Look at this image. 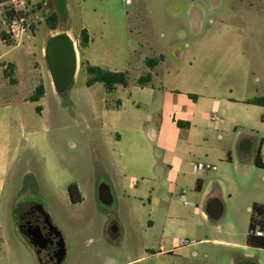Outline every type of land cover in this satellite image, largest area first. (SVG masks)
Masks as SVG:
<instances>
[{"label":"crops","instance_id":"1","mask_svg":"<svg viewBox=\"0 0 264 264\" xmlns=\"http://www.w3.org/2000/svg\"><path fill=\"white\" fill-rule=\"evenodd\" d=\"M7 1L0 0V4ZM23 1L30 7L50 5V15L55 14L57 19L54 29L49 33L44 32L43 42L35 43L28 49L29 62L24 63L14 56L5 58V53L0 52V210L8 205L12 212L20 201L24 179L31 172L35 183L27 196L29 199H42L45 207L50 204L45 199L50 198H60L69 205L78 206L87 194L85 186L97 195L98 183L105 180L111 187L114 201L116 195L122 198L126 196L130 202L146 201L150 212L157 214L160 213L159 205L163 200L175 198L180 201L178 195L182 189H186V199L192 203L189 206L193 208L194 214L206 219L205 204L209 198L216 197L222 204L223 212L229 208L235 220L225 227L219 222L187 226L185 230L189 235L186 239L193 240L188 246L165 240L164 243L154 244L156 248L145 246L139 257L125 261L110 257L106 264H134L160 258L177 259L181 264H244L251 258L255 264H264V248L246 244L251 205L256 202L243 210L231 195L225 201L221 190L208 191L203 172L194 173L191 170L192 163L201 161L198 156L206 148L205 134L211 125L217 130L230 127L243 130H239L231 142L235 151H247L242 149L243 139L261 141L260 148L264 146V135L253 133L252 130L256 127L255 117L264 113V106L245 103L253 97H264V87L259 89L253 85L252 81L256 83L257 78L249 69L250 61L243 52L244 36L239 28L226 25L222 20L215 21L213 26L209 23L206 27L209 35L214 31L227 35L230 33L231 39L224 41L227 47L225 52L236 54L234 63L228 64L233 90L228 88V93L219 97L208 93V79L196 77L190 66L182 73L180 70L178 73L171 70L169 58L163 52L157 53L163 58L154 68H146L144 59L157 56L141 58L134 55L130 47L131 30L126 15L115 12L112 7L102 6L101 0H76L80 4L77 10L80 23L75 34H72L73 30L71 32L69 26L74 16L71 7L74 0ZM57 23L63 26L58 28ZM82 29L86 30L89 38L84 48L79 45ZM63 30L74 42L76 73L80 70L84 73V87L81 91H73L75 109L68 111L72 114L73 128L63 126L68 116L64 115L68 109L64 104L68 99H62L55 92L43 56L47 38ZM117 30L120 32L122 54L119 58L109 59L111 49L108 40L117 34ZM28 38L29 43L35 40V32L30 33ZM0 44L4 46L2 41ZM18 46L20 44L15 43L9 48ZM174 53L180 57V52ZM84 63L109 71H127L128 84L116 85L110 93L100 82L87 86ZM145 73H150V83L140 86L136 79ZM194 79L200 81L198 87L193 86ZM40 85L43 87L42 96L36 101L30 100ZM226 85L230 86L228 83ZM72 89L73 83L67 94ZM79 92L82 96L77 95ZM190 95L195 98L191 99ZM82 98L91 109V119L80 111ZM218 110L221 111L220 120L211 123V113ZM66 130H72L75 137L79 136L81 143L85 142L90 147L93 155L92 171L82 166L78 154L81 150H74L69 157L64 152L61 142ZM217 150V162L226 170L232 158L225 150ZM251 157V161L243 157L236 162L241 167L254 168ZM137 181L153 184H149L147 192L142 194L127 192L137 191ZM72 183L77 185L82 196V201L77 204L69 201L66 192L67 186ZM138 189L137 193L141 192ZM256 204L264 205L262 202ZM117 225L118 235H121L123 226L120 222ZM117 241H122L121 236L118 240L113 239L112 243ZM2 260L0 256V262Z\"/></svg>","mask_w":264,"mask_h":264},{"label":"rangeland","instance_id":"2","mask_svg":"<svg viewBox=\"0 0 264 264\" xmlns=\"http://www.w3.org/2000/svg\"><path fill=\"white\" fill-rule=\"evenodd\" d=\"M102 6L112 7L115 12H122L126 15V21L130 27V47L141 58L146 56H159V51L169 58V66L175 73H180L190 66L196 77L208 79L210 87L209 94L223 97L228 93V88L233 90L229 78L228 64L234 63L235 55L225 52L224 41L231 39V34L213 32L207 33V25H214L215 21L222 20L226 25L236 26L244 36L243 52L249 59V69L255 73L257 88L264 87V0H101ZM81 2V1H80ZM83 4V3H82ZM79 2L74 0L71 7L74 16L70 21L72 34H75L79 21ZM22 10L29 22L30 33L35 32V40L30 41V33L23 37L16 48H9L16 42L11 40V45L0 44V52L5 53V58L17 57L24 63L30 61L27 51L33 44L43 42L44 32L51 30L46 20L50 16L51 6H27L24 3ZM190 22V23H189ZM192 22V23H191ZM68 24V23H67ZM58 28L61 24L57 23ZM194 27V29H193ZM194 30V31H192ZM238 30V31H239ZM4 31V29H1ZM108 40L110 50L109 59L119 58L122 54L120 32ZM127 42V39H126ZM127 46V44L125 45ZM129 46V44H128ZM175 52H180V57ZM178 54V53H177ZM235 56V57H234ZM45 60V59H44ZM84 73L82 70L76 73L71 93L66 95L68 102V115L63 122L66 128H73L72 114L68 112L74 108V89L81 91L84 87L82 81ZM230 86H227L226 84ZM199 80L194 79L193 86L198 87ZM78 96H82L79 92ZM47 104V100H46ZM81 109L88 119L91 109L84 98L80 103ZM219 111V110H218ZM221 112V111H219ZM47 113V111H46ZM263 116V117H262ZM263 118V119H262ZM210 120V119H209ZM211 122V120H210ZM256 127L253 133L259 132L264 135V113L261 112L255 117ZM212 123V122H211ZM240 127H230L226 130H217L214 125L207 128L205 134L206 148L198 156L197 162H207L215 165V171H202L208 191L219 189L226 201L231 195L237 206L245 209L252 202L264 203V167L249 168L237 164L247 158L252 160L258 148L254 141L252 147L247 151H235L231 142L235 138ZM249 130V129H248ZM258 136V135H257ZM84 140V139H83ZM246 141L245 139H243ZM243 141V142H244ZM63 150L69 157L74 150H81L79 160L87 171H92L93 155L85 142L81 143L79 136L75 137L72 130H66L63 141ZM217 149H223L232 158V163L223 170L222 165L217 162ZM261 149V148H260ZM264 149V146L262 147ZM205 150L207 151L206 154ZM225 156V155H224ZM34 160L31 161V164ZM21 170L19 171L20 174ZM33 173L24 179L25 186L21 193L19 202L36 201L43 205L45 213L61 233L65 258L62 264H106L107 259L114 257L118 261H125L129 258L141 256L143 248L153 246L157 243H164L165 240L177 242L186 239L189 235L185 230L187 226L197 227L199 224L213 225L221 223L223 227L235 220V216L229 208L223 212L218 219H211L205 215L194 214L193 208L177 199L163 200L159 205L160 213H152L147 208L146 201L130 202L126 196L116 195L113 206L104 207L99 204L97 195L93 194L90 187H86L87 194L83 203L78 206L69 205L60 198L45 199L49 201L44 206L42 199H29L28 191L34 185ZM87 172L83 175V179ZM85 182V180H84ZM83 182V183H84ZM157 182V180L155 181ZM152 182L137 181V191H127L138 195L147 192ZM157 186V185H156ZM138 188H140L139 193ZM205 188V189H206ZM210 191V192H211ZM212 194V193H211ZM160 195V194H159ZM28 197V198H27ZM205 197V196H204ZM53 200V205H52ZM44 202V201H43ZM14 209V208H13ZM9 206H3L0 210V236L2 261L0 264H37L30 248L19 236L15 227L14 210ZM237 219V218H236ZM122 224L121 235L111 236L108 227L113 222ZM122 238V241L112 243L113 239ZM189 240V239H187ZM192 241L193 240H189ZM152 250V249H151ZM147 252H151L148 250ZM177 251L174 253L176 254ZM59 258V257H58ZM134 264H181L177 259L160 258L158 260H146ZM185 264V262H183Z\"/></svg>","mask_w":264,"mask_h":264},{"label":"trees","instance_id":"3","mask_svg":"<svg viewBox=\"0 0 264 264\" xmlns=\"http://www.w3.org/2000/svg\"><path fill=\"white\" fill-rule=\"evenodd\" d=\"M56 19L57 16L55 14L54 15L51 14L49 18L46 20L50 29H54ZM0 41H2L4 44L11 45V40L9 39L8 35L1 30H0ZM88 41H89L88 34L85 29H82L80 32V41H79L80 47L81 48L86 47ZM162 58L163 57L161 55L158 57H146L143 62L144 66L148 69H152L162 60ZM84 70L86 74L85 83L87 86H90L94 82H100L103 84L105 90L108 93L112 92L116 85L126 86L128 84L129 77L127 71H123V72L109 71L97 66H92L88 63H84ZM150 80H151L150 73H145L140 75L136 79V83L140 86H143L149 84ZM42 94H43V87L40 85L35 89L34 94L30 97V100L36 101L38 100V98L42 96ZM190 98L194 99L195 96L190 95ZM245 103L264 106V97H253L247 99ZM246 141L250 143V148H251L254 142L251 140H246ZM257 146L258 148L253 156V164L255 167L263 168L264 166L262 165L261 160L259 158L261 141L257 142ZM66 192L69 201L72 204H77L82 201V196L75 183L69 184L67 186ZM256 227H259L260 229L264 228V205L253 203L251 205V214L248 225V234L246 236V244L251 247L264 248V237L254 234V230L256 229Z\"/></svg>","mask_w":264,"mask_h":264},{"label":"water","instance_id":"4","mask_svg":"<svg viewBox=\"0 0 264 264\" xmlns=\"http://www.w3.org/2000/svg\"><path fill=\"white\" fill-rule=\"evenodd\" d=\"M43 56L55 92L62 99L66 98L77 68L76 51L72 38L65 30L50 35L45 42ZM242 149H250V143L244 141ZM97 200L104 207H111L114 204L111 187L105 180L98 183ZM222 213L223 207L220 200L216 197L209 198L205 204L204 214L215 220L220 218ZM108 232L111 236L118 235L116 222L111 223Z\"/></svg>","mask_w":264,"mask_h":264},{"label":"flooded vegetation","instance_id":"5","mask_svg":"<svg viewBox=\"0 0 264 264\" xmlns=\"http://www.w3.org/2000/svg\"><path fill=\"white\" fill-rule=\"evenodd\" d=\"M13 210L17 232L30 248L36 263L62 264L66 253L62 236L43 206L30 200L17 203ZM244 264L255 263L250 258Z\"/></svg>","mask_w":264,"mask_h":264},{"label":"built area","instance_id":"6","mask_svg":"<svg viewBox=\"0 0 264 264\" xmlns=\"http://www.w3.org/2000/svg\"><path fill=\"white\" fill-rule=\"evenodd\" d=\"M23 0H9L3 4H0V30L4 29V32L8 35L10 39L15 40L16 44L29 33V22L25 13L22 11L24 9ZM211 122H217L220 120V112L213 111L210 115ZM259 158L262 165L264 166V149L259 150ZM215 167L204 162H195L192 163L191 170L192 172L198 171H209L214 170ZM186 189H182L178 195L180 201L186 205H192L186 199ZM254 234L264 237V228L260 229L256 227ZM192 243L187 239H180L178 245L188 246Z\"/></svg>","mask_w":264,"mask_h":264}]
</instances>
